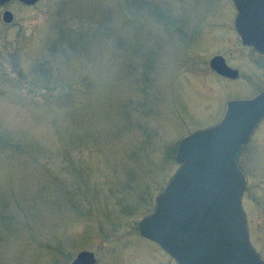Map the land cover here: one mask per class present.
I'll use <instances>...</instances> for the list:
<instances>
[{"label":"rangeland","instance_id":"374dc122","mask_svg":"<svg viewBox=\"0 0 264 264\" xmlns=\"http://www.w3.org/2000/svg\"><path fill=\"white\" fill-rule=\"evenodd\" d=\"M14 16L3 22V11ZM230 0H40L0 9V264H178L143 237L190 133L264 91ZM239 70L217 74L214 56ZM264 259V117L237 153Z\"/></svg>","mask_w":264,"mask_h":264},{"label":"water","instance_id":"95a60500","mask_svg":"<svg viewBox=\"0 0 264 264\" xmlns=\"http://www.w3.org/2000/svg\"><path fill=\"white\" fill-rule=\"evenodd\" d=\"M9 1L0 0V6ZM19 1L34 5L39 0ZM231 1L242 43L264 53V0ZM3 19L10 23L13 14L6 11ZM210 66L223 77H239L222 56H214ZM263 117L264 91L230 100L219 123L180 141L179 169L158 196L154 212L139 224L141 235L178 264H264L250 242L242 206L246 179L236 161ZM69 264H96L95 254L81 251Z\"/></svg>","mask_w":264,"mask_h":264},{"label":"flooded vegetation","instance_id":"af4514ba","mask_svg":"<svg viewBox=\"0 0 264 264\" xmlns=\"http://www.w3.org/2000/svg\"><path fill=\"white\" fill-rule=\"evenodd\" d=\"M10 3H18V4H22V5H24L21 1H19V0H11V1H9V2H6L5 4H3V5H1L0 6V9H2V8H4L5 6H7L8 4H10ZM24 6H26V5H24ZM6 11H9L8 9H5L4 11H3V15H4V12H6ZM11 12V11H10ZM12 13V12H11ZM13 14V13H12ZM2 18H3V16H2ZM14 19H15V16H14V14H13V20L10 22V23H6L5 21H4V19H3V22H4V24L5 25H12L13 23H14ZM240 76V75H239Z\"/></svg>","mask_w":264,"mask_h":264}]
</instances>
